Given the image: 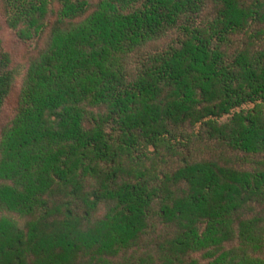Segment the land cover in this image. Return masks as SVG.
Segmentation results:
<instances>
[{"label":"trees","instance_id":"16d2710c","mask_svg":"<svg viewBox=\"0 0 264 264\" xmlns=\"http://www.w3.org/2000/svg\"><path fill=\"white\" fill-rule=\"evenodd\" d=\"M0 11V264H264V0Z\"/></svg>","mask_w":264,"mask_h":264},{"label":"rangeland","instance_id":"374dc122","mask_svg":"<svg viewBox=\"0 0 264 264\" xmlns=\"http://www.w3.org/2000/svg\"><path fill=\"white\" fill-rule=\"evenodd\" d=\"M0 35L4 40L6 49L10 52L13 58L14 66L18 72L15 87L6 102L3 115L0 120V126H1L4 123L8 122L12 118L15 112L17 106L18 93L22 84L24 73L28 65L27 59L29 54L32 52V49H34V45L30 43L28 44L23 43L17 38L16 34L7 27L5 18L3 17L1 11H0ZM168 41L169 39H164L155 45L161 46Z\"/></svg>","mask_w":264,"mask_h":264}]
</instances>
